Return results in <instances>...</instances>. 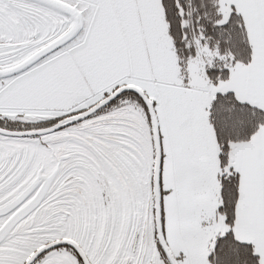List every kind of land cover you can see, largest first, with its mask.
I'll return each instance as SVG.
<instances>
[{"label":"snow or ice","instance_id":"obj_1","mask_svg":"<svg viewBox=\"0 0 264 264\" xmlns=\"http://www.w3.org/2000/svg\"><path fill=\"white\" fill-rule=\"evenodd\" d=\"M0 264H264V0H0Z\"/></svg>","mask_w":264,"mask_h":264}]
</instances>
